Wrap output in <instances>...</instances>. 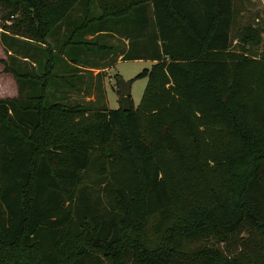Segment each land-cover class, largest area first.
<instances>
[{"label":"trees","instance_id":"trees-1","mask_svg":"<svg viewBox=\"0 0 264 264\" xmlns=\"http://www.w3.org/2000/svg\"><path fill=\"white\" fill-rule=\"evenodd\" d=\"M235 1L0 0L17 86L0 99V264H264V32L233 40ZM120 59L153 63L136 108L71 100Z\"/></svg>","mask_w":264,"mask_h":264},{"label":"rangeland","instance_id":"rangeland-1","mask_svg":"<svg viewBox=\"0 0 264 264\" xmlns=\"http://www.w3.org/2000/svg\"><path fill=\"white\" fill-rule=\"evenodd\" d=\"M236 10H237V15L235 17V22L232 26V38L235 41H238V37L246 25H251L252 27H256L259 29L260 32H264V0H236ZM93 8V7H92ZM75 10L71 11L70 15L74 18V21H76L77 24H83L86 22V18L92 19L94 14L100 15V12L97 8L92 9V12L87 13L86 9L81 10L79 13L75 14ZM75 23V24H76ZM12 20L8 22H4L0 19V33H3V26L11 25ZM59 29V28H58ZM74 28L70 29L69 34H72L74 38H64L65 32L64 30H61V36H62V41L60 44V47L64 45V42L66 40V43H74V39H79L80 34L79 32L75 31L73 32ZM77 32V33H76ZM77 34H79L77 36ZM261 43L259 46H254L251 51L249 52V55L254 57V58H264V38H263V33H261ZM68 39L70 41H68ZM107 41H110L109 43L113 44L114 46L118 44V41L112 38H109ZM234 45L236 44L235 42L233 43ZM104 43L99 42V48L98 49L96 46H88L86 45L85 48L91 52L92 48L93 50H98V52H94L96 57L99 59H96L95 61H99L105 56L104 50H103ZM75 47L74 45H71V48ZM52 48L58 49V46H53ZM70 49H67V53H69ZM86 51V50H85ZM93 52V51H92ZM91 52V53H92ZM87 53V51H86ZM59 57V56H58ZM87 58H90V60H93L94 56H91L89 54H86ZM95 57V58H96ZM48 59V56L46 57V60ZM45 60V65L44 68H47V63ZM56 60H61L59 58H56ZM52 59H49V63H52ZM94 61V60H93ZM111 61V60H110ZM109 60L104 61L106 64H110L113 62H110ZM5 62L8 63L7 55L5 54L4 48L0 42V99H7V98H15L17 95V86L16 82L13 79L12 75L8 72ZM64 60L62 59L59 61L58 64L54 67L53 74L56 77H65L68 76L67 73V68L64 67ZM152 62L150 61H132V62H125L118 60L112 67H106L107 71L103 72L102 76L98 78V91H92L94 88V80H91V76L86 74L84 80L85 86H80L82 90L86 93L83 92L82 95L80 94H72V101L78 100H86V101H94L92 102L93 105L95 106H100L101 104L107 105V107L111 110H116L119 107H121L120 103V97L117 91V82H116V76L120 77L121 80L130 82L131 83V88H130V101L131 105L133 108H136L140 102L141 96L143 94V91L146 86V79H135V77L141 73L145 69H150L152 66ZM96 72V71H95ZM94 72V73H95ZM71 76V75H69ZM65 82L63 84L64 86L72 85L74 82L73 80L75 78L71 77H65ZM63 85L60 86L61 88H58L60 93H55L50 91L47 96V102L49 104L51 103H57L60 102L58 99L61 98V93L64 94L65 89L63 90ZM92 86V88L90 87ZM90 87V88H89ZM97 87V86H96ZM91 89V90H90ZM95 89V88H94ZM72 92V91H71ZM99 95H103V99L98 98L100 97ZM56 97V98H55ZM99 102V103H98Z\"/></svg>","mask_w":264,"mask_h":264},{"label":"water","instance_id":"water-1","mask_svg":"<svg viewBox=\"0 0 264 264\" xmlns=\"http://www.w3.org/2000/svg\"><path fill=\"white\" fill-rule=\"evenodd\" d=\"M130 88L131 83L119 79L117 81V91L122 102V110L124 112H129L132 109L130 101Z\"/></svg>","mask_w":264,"mask_h":264},{"label":"crops","instance_id":"crops-1","mask_svg":"<svg viewBox=\"0 0 264 264\" xmlns=\"http://www.w3.org/2000/svg\"><path fill=\"white\" fill-rule=\"evenodd\" d=\"M108 40V39H107ZM81 69H83V68H81ZM87 70V69H86ZM91 72H92V74L95 76V75H97L98 73H103V72H105V71H107V69H89ZM83 71H85L84 69H83ZM96 71V72H95ZM95 72V73H94Z\"/></svg>","mask_w":264,"mask_h":264}]
</instances>
